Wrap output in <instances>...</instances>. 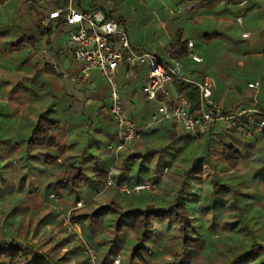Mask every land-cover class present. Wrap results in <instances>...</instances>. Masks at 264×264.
<instances>
[{
	"label": "rangeland",
	"instance_id": "374dc122",
	"mask_svg": "<svg viewBox=\"0 0 264 264\" xmlns=\"http://www.w3.org/2000/svg\"><path fill=\"white\" fill-rule=\"evenodd\" d=\"M243 1L248 2L245 7L241 6ZM73 5L79 11H90L95 6L105 8L111 18L119 21L126 29L135 50L153 52L162 58L164 46L175 40V34L181 30L185 39L194 40L197 54L207 59L203 65H193L191 70L202 69L208 76L216 78V95L220 101L226 98L225 85L228 84L221 81H225L230 69V74L241 83L236 93L232 94L233 97L238 96L239 91L251 98L259 93L247 87L248 82L260 80L258 75L249 74L240 68L232 69L234 63L230 64V61L215 62L214 51L231 49L230 43L223 38L240 46L258 39L264 43V32L259 31L262 26L255 24L257 13L264 12L263 0H221L215 10L208 9L198 14H190V6L184 0H73ZM27 7V0H0V218L3 212L11 211L15 204L21 209H28L15 221L21 225V241L29 243L33 253L41 257V264H101L100 253L110 251L121 216L111 214L110 211L99 216L96 221L91 216L113 201L124 212H128L143 210L151 204L169 207L178 199V205L184 204L190 215L188 217L193 220L194 237L204 239L208 249L215 245L223 249L220 241L230 231L223 224L237 220L234 217L237 211L235 203H238L242 213L256 217L255 221L252 220L254 233L262 231L264 184L257 173L264 168V135L257 131L243 135L221 129L211 140L207 134L191 137L181 132L176 125L166 123L153 129L155 132L144 135L140 141L129 143L120 153L125 157L141 155L150 159L144 165L139 160L131 162L129 174L133 184L149 182L154 189L123 197L116 188L107 187V184H93L95 170H110L118 164L116 161V165L112 164L113 152L108 150L109 146L115 144L112 140L117 138V127L109 115L111 87L97 71L91 73L90 79L83 80L80 74L82 65L73 61L70 76L60 75L63 74L62 49L67 48L71 27L61 26L57 30L52 28L54 34L48 44V36H41L48 26L43 24L42 29L36 27V21L42 13L40 15L37 11H29ZM167 8L168 11L165 10ZM238 17L243 18V26L237 24ZM244 29L252 32V39L241 38ZM26 37L36 39V46L32 48L26 44L24 49L14 52L13 46ZM46 65L53 67L59 76H49L45 72ZM226 66L229 67L227 71L226 68L223 70ZM146 77L147 66L144 65L137 83L144 84ZM119 81L122 87L132 84L135 87L136 84ZM125 89L123 107L130 117L137 113L130 106L132 96H138L140 103H144V99L138 90L134 94L130 88ZM260 100L264 101V90ZM226 103L219 104L221 107L217 105L218 109L228 111L230 106ZM17 107L21 116L14 110ZM43 114H46L47 119L60 123L61 130L57 138L67 150L59 162L60 166L54 169L45 170L42 162L46 156H54L55 153L50 151L40 155L36 150H28V134L26 131L19 134L22 131L19 124L22 118L28 119L25 124L27 131H30L36 119L39 120ZM136 116L139 118L140 114ZM173 132L177 137L171 141ZM145 138L150 139L145 142ZM255 140L259 142L254 147L252 143ZM228 143L238 147L244 156L236 173L228 168L221 156L223 144ZM149 152L155 153L151 156ZM72 166L82 167L84 172V186L79 194L72 192L68 186L59 188L62 191L60 195L55 192L54 186L47 190L48 184L55 183V178ZM200 166L205 175L201 184L194 179L198 177L196 173ZM248 175L250 177H246ZM246 179L252 181L250 187H247L249 192L240 186V182ZM214 180H219V184L223 185L216 195L212 185ZM114 183L117 186H128L126 177H119ZM181 188L184 190L177 198ZM237 192L245 197L239 193L235 195ZM252 195V200L259 205L255 202L251 206L246 205V201L252 202L249 199ZM79 203L82 207L78 206ZM73 213L76 217H82V221L73 223ZM69 214L71 226L66 222ZM178 218L177 215L165 216L155 222V234L145 245L153 253H142L148 264H167L172 259L170 251L176 248L170 249L168 245L178 233ZM238 220L243 222V219ZM242 222L231 228H238L236 231L240 233ZM121 230L123 234L117 240L118 244H115V250L119 251L113 253V264L127 262L129 249L136 239L128 223L122 222ZM260 244L264 247V241L261 240ZM85 246L89 258L83 255ZM89 250L95 258L91 257ZM207 255L195 254L189 264H206ZM61 257L64 259L56 263ZM217 263L227 264V260L219 256Z\"/></svg>",
	"mask_w": 264,
	"mask_h": 264
},
{
	"label": "trees",
	"instance_id": "16d2710c",
	"mask_svg": "<svg viewBox=\"0 0 264 264\" xmlns=\"http://www.w3.org/2000/svg\"><path fill=\"white\" fill-rule=\"evenodd\" d=\"M62 1L65 2L66 0H62ZM231 1H235V0H231ZM220 2L221 0H184V3H187L188 6H190V11L195 14H198V12H202L208 9L215 10L220 5ZM56 4L57 6H59V2H57ZM27 8L29 11H34V9L30 6H28ZM95 9H100L104 11L108 15V17L112 19L110 13H107L105 8L100 6H95L93 10ZM42 26H43V17L40 16L39 19L36 21V27L42 29ZM52 33H53L52 24L48 26V29H46L45 33H41V36H44V34L48 36L47 39L48 44H50L49 37L52 35ZM36 43H37L36 39L26 37L24 40L20 41L17 45L13 46L14 48L13 51L15 52L24 49L26 47V44L27 46L29 44L32 46V48H34L36 46ZM163 52H164V58H162L160 55H157L155 53L157 57L162 61H166L167 59H175L178 61H182L184 64L187 63V61H189L188 41L184 39L180 31L179 33H177L175 40L171 42L168 45V47L163 49ZM45 70L46 72L54 73V68L49 67L48 65L45 66ZM187 73L193 75L194 74L196 75L197 73L201 75L202 74L207 75L205 70L202 71L190 70V72ZM126 81H128L129 84L134 83L129 80ZM173 87L177 91V94L179 96H185L186 98L189 99V101L192 104L193 110H196L198 108L199 96L197 91L193 87L186 86L180 82H175L173 84ZM259 108L264 112V110L260 106ZM231 111L225 110L223 112L227 114ZM100 112L101 111H99V113ZM136 114L135 115L131 114L130 117L133 121L139 122V118L136 116ZM45 115L46 114L41 115L39 120L36 119V122L33 124V130L29 129L30 130L28 135L29 139L27 140L26 144L28 150L31 151L36 150L39 154L42 153V155L50 151L55 153L54 156L48 155L44 158L42 164L46 170V168L54 169L59 167L61 164L59 162L62 158L65 157L67 150L66 148L62 147V145L59 143L57 138V135L60 134V130H61L60 123L57 122L56 120L47 119ZM27 129L28 128H23L21 130L27 131ZM221 129L224 128L220 125H217L207 135H209L210 139L212 140L214 136L217 134V131ZM153 131H154L153 129L149 130L145 132L144 135L151 133ZM225 131L231 134L243 133L244 135L245 133L251 134L256 130H252L248 126L243 125L240 128H236L234 130H225ZM176 137H177L176 134L173 132L170 138L171 141L176 140ZM230 138H232V136ZM112 141L113 143L116 144L117 138ZM258 142L259 141L255 140V143H252L254 144V147ZM154 153L155 152H149V155L152 156ZM111 154L113 156L112 164L113 163L115 164V160H116L115 154L114 153ZM221 156L224 162L226 163V165L228 166V168L232 172L234 173L238 172L240 165L242 164L244 159L243 153L241 152V150H239L238 147H236L233 144L230 145L229 143L223 144ZM137 160L141 161L142 165H144L143 164L144 162H150L149 161L150 159H148L145 156L135 155L131 157H125L120 154L118 159V164L120 163V166L117 164V166L114 168V170L116 169V171L115 174L112 173L113 180L118 181L119 177H126V182L128 186L135 185L132 183L133 180L129 174V170L130 167L132 166L131 162L133 163L136 162ZM199 163L201 162L199 161ZM111 168H113V166ZM199 168L200 169L196 173L198 177L194 179L201 184L205 180V175H204L203 167L200 166ZM109 175H110L109 169L95 170L93 172V184H97V185L106 184ZM257 176L262 178L261 180L262 183L264 184V168L262 169V171H259L257 173ZM246 177H250V175ZM240 183H241L240 186H244L245 192L246 190H248L249 192V189H247V187H250L252 181L246 179L244 181H241ZM212 185H213L214 195H216L217 192L220 190V188L223 186L219 184V180L212 181ZM52 186L55 187L54 190L58 195H60L59 193H62L61 189L59 188L65 186H68L72 192L79 194L84 186V172L82 167L72 166L68 168V170L63 171L60 176L55 178V183L48 184L47 190ZM183 190L184 188L180 189L179 193L177 194V198H179V194ZM250 192H252V190H250ZM238 193L239 192L235 193V195ZM241 194L239 193V195L243 197L244 195ZM131 196L132 195L125 197H131ZM249 199L251 200L254 199V196L253 195L252 197L249 196ZM177 200L173 202L172 205H170L169 207H158L155 204H151L145 207V209L143 210L134 209L128 212L126 211L124 212L123 208L120 205H118V203L113 201L112 203L104 206L102 209L96 211L91 216V219L94 221H96L99 216L107 213V211H110L111 214H116L121 216V219L118 222L119 225L116 227V233H115L116 236L113 244H111L110 251L108 253L107 252L100 253V259L102 258L101 264L114 263L113 253L115 254L116 252L119 251V250H115V247H117L115 246V244H118L117 240H119V237L123 234L121 233L122 222H126L129 224L130 230L134 232V235L136 237L133 246L131 247V249H129V256L127 257L128 263L126 262L123 264H148L146 259L143 257L142 253L143 251H145L144 253H148V254L153 253L152 249L149 248L147 249L145 245L147 242H150V239H152V237L155 234L154 233L155 222L158 220H162V218H164L165 216L170 217L172 215H177L179 217L177 222L180 225L178 228V233H176V237L174 238V240L170 241L168 245L170 249L171 248H176V249L170 251L172 259L168 261L167 264H189V261L192 259L193 255L199 253L208 254L206 264H218L217 258L219 256L226 258L227 264H264V247L260 244L261 240L264 241V227H261L262 231L259 234L254 233L252 220L255 221L256 217H254V215L249 217L247 213L246 215L244 214V212L242 213V210L239 209L238 203H235V207L237 211L235 212L234 215V217L235 216L237 217V220L235 221L234 219L231 221H226L223 224L224 227L230 228V231L228 232L227 236L220 241V246H222L223 249H221L219 246H218L219 248H217L216 245L212 246L211 249H208L209 247L204 239H201L199 237L197 238L194 237L195 233H193L194 232L193 220L190 217H188L189 214L186 206L184 204L178 205ZM254 202L255 200H252V202L246 201L245 203L248 206H251L252 204L255 203L258 204L257 201L255 203ZM12 208L13 209L9 212H3L0 218V235H1L0 264H41L39 261L41 257L33 253L29 243H26L27 241L26 242L21 241V237H22L21 236L22 233H20L21 225L17 223L18 221L17 219L20 218L23 215V213L25 214L26 210L28 209L27 208L21 209L19 208L18 204H15V206H13ZM213 208L215 209V205H213ZM227 215L229 216L228 212ZM125 218L126 221H123ZM82 219H83L82 217H76L75 213L71 214V220L73 223H78L79 221H82ZM238 219L241 220L243 219V222ZM167 222L169 224L172 223V221H167ZM240 222H242V226L240 227V233H237L239 229L238 228L233 229L231 227L238 225V223ZM15 225H17V227ZM29 228L30 226L27 227V229ZM86 247L87 246H85V248L83 247L84 256H87L85 252ZM71 252L72 254L75 253V251H71ZM32 255H34L33 258ZM63 259L64 258L61 257L58 261H56V263L57 262L60 263ZM97 263L98 262H96V264Z\"/></svg>",
	"mask_w": 264,
	"mask_h": 264
},
{
	"label": "built area",
	"instance_id": "2783aa9c",
	"mask_svg": "<svg viewBox=\"0 0 264 264\" xmlns=\"http://www.w3.org/2000/svg\"><path fill=\"white\" fill-rule=\"evenodd\" d=\"M27 3L42 13L45 26L62 23L71 27L67 47L73 62L82 65L80 74L83 80L90 79L91 73L97 71L110 85L109 115L117 127V143L109 146L108 150L115 154L116 164L120 153L129 143L140 141L145 132L166 123L176 125L181 132L192 137L208 134L217 125L225 130L246 125L264 135V112L259 108L256 98L227 114L220 111L214 101L218 89L214 78L204 75L198 80L195 74L186 72L182 61H162L153 52L135 50L126 29L119 22L110 19L104 11H79L74 7L73 0H27ZM247 4V1H243L241 6ZM237 23L242 25L243 19L238 18ZM242 37L250 39L251 34L244 32ZM188 52L192 63H203L202 58L194 52L191 41L188 42ZM144 65L147 66V77L141 86V93L147 103L156 105V110L146 123L140 124L124 111V89L119 80L137 82ZM175 82L191 86L197 91L199 105L196 110H193L191 102L185 96L170 99L166 88L173 86ZM249 88L258 93L260 85L253 83ZM113 170L114 168L110 169L107 187L116 188L123 197L154 188L149 182L117 186L112 178ZM78 206L82 207V204L79 203ZM69 217L70 214L66 222L71 226ZM89 251L91 255V250ZM91 257L95 258L93 255Z\"/></svg>",
	"mask_w": 264,
	"mask_h": 264
},
{
	"label": "crops",
	"instance_id": "0c3cea01",
	"mask_svg": "<svg viewBox=\"0 0 264 264\" xmlns=\"http://www.w3.org/2000/svg\"><path fill=\"white\" fill-rule=\"evenodd\" d=\"M27 5H28V3H27ZM28 6H30V5H28ZM30 7H32V6H30ZM242 7H245V6H242ZM32 8L34 9V11H37V13L41 15L40 11L36 10L34 7H32ZM168 9L169 8H167L165 10L168 11ZM189 12H190V14L193 13L191 11H189ZM42 17H43V15H42ZM238 18H242V17H238ZM223 23H224V21H223ZM51 24H52V28H54L56 30L59 29L61 26H65L62 23L61 24L60 23H51ZM51 24H49V25H51ZM243 24H244V20H243ZM243 24L240 25V26H243ZM255 24L256 25H259V26H262V28H260L259 31L263 33L264 32V12L263 13H259V12L257 13V17L255 19ZM163 25L164 24H162V27H163ZM54 29H52L53 32H54ZM179 31L181 33V30H179ZM244 32H249L250 34L252 33L251 31L246 30V29H244ZM243 33L241 35H243ZM53 34L49 37V39L51 37H53ZM222 35H224V34H222ZM175 36H177V34H175ZM241 38L243 40H250V39H252V37L250 39H244L242 36H241ZM186 40L188 42L191 41L194 44V52L197 54V52L195 51V49H196V43L194 42V40H192V39H186ZM223 40L224 41L226 40V41H228L230 43L231 49L230 50H224L225 52L223 51L224 48L221 49V50L218 49V51H214L215 62H217V60H219V61L220 60L230 61V64L231 63H234L232 65V69H233V67H234V69L235 68H240L242 70H246L247 73H249V74L258 75V77L260 78V80L248 82V86L247 87H248L249 90L255 91L254 89L249 88V85L250 84H253V83H258L260 85V88H259V91H258L259 93L257 95H255L254 98H251V97L242 95L243 92L241 93L240 91L238 92L239 95L236 96L237 98L236 97H233L232 94L234 95L236 93L235 90H237V88L239 86H241V83H240L239 80H236V78L233 77L230 74L229 71L231 69L229 70V67L228 68H227V66L226 67H223V70L225 68H226L225 71H227V69L229 70L226 73L227 75H226L225 81H221L222 83L223 82H228V84L225 85L226 86V89H227V93H226L225 100H221L220 101L219 99H217L218 97H217L216 92H215L214 101H215L216 105H218V107H221V106H219V104H221L222 102H224V103L227 102L226 104H228L230 106L229 108L227 107L228 108V111H231L234 108H236L238 106H241V105H243L245 103H248L249 101H251V100H253V99L256 98L258 105L264 110V101L260 100L261 92H262V90H264V43H262L260 41V39H258V40H254V41L251 40L249 44L240 46V45H237L236 42L234 43V41L232 43L231 40L228 39V38H223ZM173 41H171V42H173ZM170 43H168L167 46H164L163 49H165L166 47H168V45ZM131 45H132V43H131ZM233 52H234V54H233ZM62 55H64L63 56V61H62V66H63L62 67V72H63V74L60 73V75H64L65 74L66 76H70V67H71V63H72L73 60H72L71 52L68 49V47L66 48V50H63L62 49ZM197 55H199V54H197ZM199 56L202 58L203 63H201V64H195V63H192L190 60L187 61V63H185L186 72H190V70L193 68V65H196L197 66V65H203V64L206 63V60L207 59H204L201 55H199ZM199 71H202V69H200ZM45 72H46V70H45ZM47 73H49L50 74L49 76H51L52 78L53 77L56 78L57 76H59L58 73L55 72V70H54V73H51V72H47ZM45 77H46V75H45ZM202 77L203 76L201 74H199L197 76V79L200 80ZM210 77H212V78H214L216 80L215 77H213V76H210ZM63 78H65V77L63 76ZM219 79L221 80L220 76H219ZM135 83H136L135 84V87L132 86L133 84L131 86L130 85H128V86L127 85H124L123 86V89H124L123 94L126 93V91H125L126 89L125 88H130L129 89L130 92H132V93L134 92V94H135V90H138V92L141 93V86L143 84L140 85L137 82H135ZM217 85H218V83H217ZM166 91L169 93V96H170V99L171 100H176L177 97L179 96L177 94V91L174 89L173 86H167ZM132 97L133 98H131L132 100L130 101V106L133 108V110H136L137 114H140L139 122H137V123L144 124L154 114V112L156 110V105L155 104H151V103H146L145 100H144V103H140V101L137 100V97L138 96H132ZM135 97H136V99H135ZM141 97L144 98L143 95H142V93H141ZM162 99H163V97H162ZM14 110H16L15 112L16 113L18 112V114H19L18 107L15 108ZM9 112H10V114H12L11 113L12 112V109L9 108ZM21 115L19 114V116H21ZM20 119H21V117H20ZM26 121H28V119H26V118L25 119L24 118L21 119V121H20L19 124L21 125L20 127H22V129L23 128H27L26 127V124H25ZM25 131L23 130V131L19 132V134L20 133L22 134ZM28 132L29 131H26L25 133L29 135ZM153 132H155V131H153ZM232 138H233V136H232ZM147 139L145 138V142H146Z\"/></svg>",
	"mask_w": 264,
	"mask_h": 264
}]
</instances>
